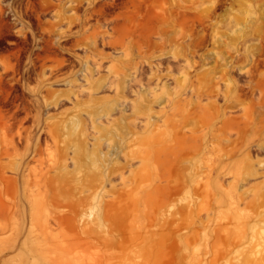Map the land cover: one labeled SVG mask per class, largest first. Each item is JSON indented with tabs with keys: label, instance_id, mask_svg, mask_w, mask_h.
<instances>
[{
	"label": "rangeland",
	"instance_id": "obj_1",
	"mask_svg": "<svg viewBox=\"0 0 264 264\" xmlns=\"http://www.w3.org/2000/svg\"><path fill=\"white\" fill-rule=\"evenodd\" d=\"M0 264H264V0H0Z\"/></svg>",
	"mask_w": 264,
	"mask_h": 264
}]
</instances>
